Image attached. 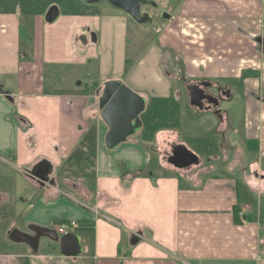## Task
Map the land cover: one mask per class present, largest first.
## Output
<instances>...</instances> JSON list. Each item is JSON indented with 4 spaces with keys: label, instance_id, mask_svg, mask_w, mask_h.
<instances>
[{
    "label": "crops",
    "instance_id": "0c3cea01",
    "mask_svg": "<svg viewBox=\"0 0 264 264\" xmlns=\"http://www.w3.org/2000/svg\"><path fill=\"white\" fill-rule=\"evenodd\" d=\"M149 25L107 3L0 0V264H264V2L181 0L157 42ZM186 79L239 99L241 131L232 110L188 109ZM110 81L146 99L141 130L114 150L98 106ZM187 110L202 131L198 163L180 170L165 156ZM66 221L80 226L76 258L37 234Z\"/></svg>",
    "mask_w": 264,
    "mask_h": 264
},
{
    "label": "water",
    "instance_id": "95a60500",
    "mask_svg": "<svg viewBox=\"0 0 264 264\" xmlns=\"http://www.w3.org/2000/svg\"><path fill=\"white\" fill-rule=\"evenodd\" d=\"M89 5L108 3L112 7L126 13L136 23H143L142 7L149 3V0H84ZM264 2V0H263ZM58 17V10L53 7L46 15V20L52 23ZM166 15L165 18L169 19ZM188 89L193 87L187 84ZM194 104V103H193ZM198 105V104H197ZM98 106L101 117L109 128L106 135V146L110 150L118 148L128 138L136 135L142 128L140 116L145 110L146 99L133 92L121 81H110L100 95ZM165 162L177 169H188L198 163L195 154L183 145H173L172 154L165 158ZM44 176V175H42ZM264 179V176L262 177ZM38 236L47 237L60 244V253L63 257L81 256L82 239L78 234L72 233L59 238L56 232L38 230ZM16 238L25 243H31L30 238L16 234Z\"/></svg>",
    "mask_w": 264,
    "mask_h": 264
},
{
    "label": "rangeland",
    "instance_id": "374dc122",
    "mask_svg": "<svg viewBox=\"0 0 264 264\" xmlns=\"http://www.w3.org/2000/svg\"><path fill=\"white\" fill-rule=\"evenodd\" d=\"M108 4V3H107ZM156 5V6H153ZM110 5V4H109ZM181 7V0H149V3L147 4L146 7H143L144 12H148L152 18V22L154 23V25H156V27H153L152 25H149L151 32H149V36L150 38L153 37V41L157 42L158 39L161 37V34L163 32V26H168L169 23H173L177 18H178V13H179V9ZM126 14V13H125ZM168 15L170 17H172L170 20L166 19L165 16ZM131 37V35L129 36V38ZM224 48H220L217 50L212 49L210 50L212 55H225L227 50H223ZM139 54L141 55L143 53L142 50H139ZM192 55H195V50H191ZM138 57V56H137ZM134 55H130V64H132V66H136V59ZM180 91L184 92L182 84H180ZM185 93V92H184ZM185 102H186V107L188 109L191 108V106L188 104L187 102V95L185 94ZM243 104L239 101V99H237L234 103H229V101L225 100L222 102L221 107L223 109L226 110H232L234 111V115L233 117L235 118V123L234 126L236 129H238V131H241V127H242V121H243ZM194 110H196L195 108H192ZM186 115L182 116L184 117L183 119V125L181 129H176V131H178V133L180 134V140L181 143L183 145H185V147L191 151L193 154H195L197 156V152L195 147L198 145V143L200 142L198 137H200L199 132H201V128L199 125H197V117L192 115V118L194 121L191 122L190 116H191V112H189L188 110L186 111ZM196 124V125H195ZM214 139H218V136L213 137ZM227 138V136H226ZM229 139L230 142V137L227 138ZM217 142H226V141H222L220 138L217 140ZM235 142H239L236 141ZM196 149V150H195ZM240 151V155H238ZM244 152V149H242L241 146H239V148H236L235 150L231 149L228 152V157H229V161L230 163H235L237 166L240 165L241 166V160H242V154ZM205 163H207V161H204ZM226 171L228 172V169H226ZM254 197L256 198V195H254ZM258 200H259V205H260V212L262 215V218L264 220V194L259 195L258 196Z\"/></svg>",
    "mask_w": 264,
    "mask_h": 264
},
{
    "label": "flooded vegetation",
    "instance_id": "af4514ba",
    "mask_svg": "<svg viewBox=\"0 0 264 264\" xmlns=\"http://www.w3.org/2000/svg\"><path fill=\"white\" fill-rule=\"evenodd\" d=\"M147 5L143 6L146 7ZM153 6H156L153 4ZM142 7V17L144 21H152V18L148 12H144ZM187 84L193 86L188 89ZM183 90L185 94L187 95V102L196 110H209L212 112H216L218 115L221 113V105L222 102L225 101L226 91L220 90V91H214L213 90V84L208 81H192L186 79L182 83ZM194 103V104H193ZM198 104V105H197ZM221 118V117H220ZM172 151V150H171ZM172 153L167 154L165 156L169 157ZM40 176L44 175L42 170H39L36 172Z\"/></svg>",
    "mask_w": 264,
    "mask_h": 264
},
{
    "label": "built area",
    "instance_id": "2783aa9c",
    "mask_svg": "<svg viewBox=\"0 0 264 264\" xmlns=\"http://www.w3.org/2000/svg\"><path fill=\"white\" fill-rule=\"evenodd\" d=\"M241 215H243V213ZM79 229L80 226L77 221H66L58 226L57 233L60 236H65L68 234L76 233Z\"/></svg>",
    "mask_w": 264,
    "mask_h": 264
}]
</instances>
